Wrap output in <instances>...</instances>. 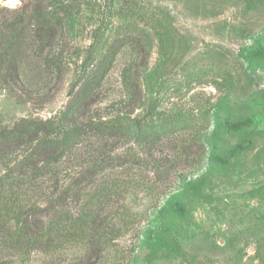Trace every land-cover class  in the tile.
Here are the masks:
<instances>
[{
    "label": "rangeland",
    "instance_id": "obj_1",
    "mask_svg": "<svg viewBox=\"0 0 264 264\" xmlns=\"http://www.w3.org/2000/svg\"><path fill=\"white\" fill-rule=\"evenodd\" d=\"M69 1L83 48L114 2L110 39L128 42L84 120L118 128L84 127L35 172L23 149L0 156L7 224L42 232L27 249L1 245L0 264H77L90 250L96 264H264V0ZM44 57L29 39L26 87L47 80ZM73 74L45 105L1 88L0 130L60 117ZM152 106L155 128L124 127Z\"/></svg>",
    "mask_w": 264,
    "mask_h": 264
},
{
    "label": "trees",
    "instance_id": "obj_2",
    "mask_svg": "<svg viewBox=\"0 0 264 264\" xmlns=\"http://www.w3.org/2000/svg\"><path fill=\"white\" fill-rule=\"evenodd\" d=\"M106 5L101 6V20L92 29V43L87 48H83L71 35L72 22L76 21V6L69 0H23L21 6L0 9V89L8 88L23 102L29 100L45 105L54 99L72 69L74 73L68 91L70 100L60 117H23L14 128L0 130V156L23 149L21 169L35 172L40 164L63 157L77 138L85 133L84 127L93 125L95 130L118 128L115 123L101 127L84 120L90 106L100 98L102 83L117 54L128 42L126 39L120 42L110 39L114 2ZM29 39L33 40L37 52L45 55L49 72L47 80L36 90L26 87L20 75V62ZM175 121L165 123L169 130H175V125L169 124ZM154 122L152 106L144 116H135L124 127L133 126L135 133H141L144 129L155 128ZM24 214L26 212L22 216ZM24 220V227L13 230L7 224L4 208H0V246L27 249L41 237V231L36 233L29 229L38 227L37 221ZM83 223H79V229L84 230ZM89 223L94 225L96 220L93 218ZM99 244L98 240L92 241L90 249H100ZM100 253V250H90L77 264H96L101 258Z\"/></svg>",
    "mask_w": 264,
    "mask_h": 264
}]
</instances>
